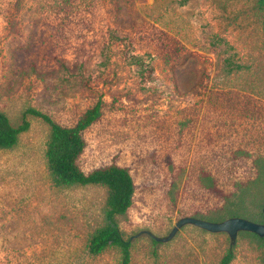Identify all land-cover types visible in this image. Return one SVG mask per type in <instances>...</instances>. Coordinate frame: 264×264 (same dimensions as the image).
<instances>
[{
    "label": "rangeland",
    "instance_id": "374dc122",
    "mask_svg": "<svg viewBox=\"0 0 264 264\" xmlns=\"http://www.w3.org/2000/svg\"><path fill=\"white\" fill-rule=\"evenodd\" d=\"M227 62L233 69L228 72ZM239 65V68H235ZM96 102L83 132L84 172L116 163L135 190L118 216L129 264H261L239 231L176 221L223 207L264 156V11L255 0H0V111L28 122L0 150V264H120L116 247L87 251L106 188L56 187L49 125L69 126ZM209 174L214 187L201 184Z\"/></svg>",
    "mask_w": 264,
    "mask_h": 264
},
{
    "label": "trees",
    "instance_id": "16d2710c",
    "mask_svg": "<svg viewBox=\"0 0 264 264\" xmlns=\"http://www.w3.org/2000/svg\"><path fill=\"white\" fill-rule=\"evenodd\" d=\"M259 10L264 11V0H255ZM236 65L235 68H239ZM233 69L227 62V70ZM100 103L96 102L87 108L76 122L65 126L54 121L49 115L28 109L27 112L41 117L49 125V138L46 144L45 158L51 182L56 187L73 185H102L106 188V197L102 208V224L97 226L90 235L87 251L91 255H98L107 247L119 249L120 264H129L130 240L124 238L118 225V216L125 215L131 207L134 195V182L126 167L116 163L96 167L84 172L78 165V158L83 152L86 143L83 132L100 116ZM28 122L12 126L8 117L0 111V150L12 148L20 133L28 129ZM255 175L246 182H237L236 189L230 197H225L223 207L212 214L202 216L209 221H222L228 217L241 216L249 220L264 223L262 208L264 206V156L257 155L252 158ZM201 184L212 189L214 179L209 174L200 178ZM257 239L264 246V236L243 231ZM152 242L157 243L152 238ZM231 248L227 249L220 259V264H229L233 259ZM264 264V254L261 258Z\"/></svg>",
    "mask_w": 264,
    "mask_h": 264
},
{
    "label": "water",
    "instance_id": "95a60500",
    "mask_svg": "<svg viewBox=\"0 0 264 264\" xmlns=\"http://www.w3.org/2000/svg\"><path fill=\"white\" fill-rule=\"evenodd\" d=\"M262 213L264 215V206L262 208ZM185 224H192L209 232H225L228 234L231 243L235 242L236 235L239 231L252 232L259 237L264 236V223H258L241 216L228 217L222 221H209L194 216H184L176 221L167 236L157 237L149 232L148 234L156 241H167L179 227Z\"/></svg>",
    "mask_w": 264,
    "mask_h": 264
}]
</instances>
